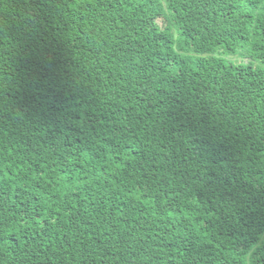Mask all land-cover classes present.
Masks as SVG:
<instances>
[{
	"label": "trees",
	"instance_id": "1",
	"mask_svg": "<svg viewBox=\"0 0 264 264\" xmlns=\"http://www.w3.org/2000/svg\"><path fill=\"white\" fill-rule=\"evenodd\" d=\"M0 264H264V0H0Z\"/></svg>",
	"mask_w": 264,
	"mask_h": 264
},
{
	"label": "rangeland",
	"instance_id": "2",
	"mask_svg": "<svg viewBox=\"0 0 264 264\" xmlns=\"http://www.w3.org/2000/svg\"><path fill=\"white\" fill-rule=\"evenodd\" d=\"M161 20H162V19H160V18L158 19L159 22H160ZM221 56H222L223 58L227 59V60L233 61V57H231V56L228 57V55H224V54H221ZM241 61H242V59H241ZM243 61H246V60L243 59ZM253 64H254V65H257L258 63H257L256 61H254Z\"/></svg>",
	"mask_w": 264,
	"mask_h": 264
}]
</instances>
